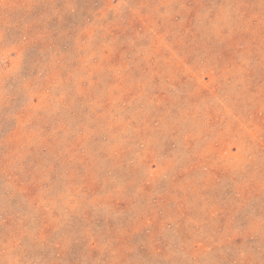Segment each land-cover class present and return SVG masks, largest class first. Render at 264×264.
Wrapping results in <instances>:
<instances>
[{
  "label": "rangeland",
  "instance_id": "374dc122",
  "mask_svg": "<svg viewBox=\"0 0 264 264\" xmlns=\"http://www.w3.org/2000/svg\"><path fill=\"white\" fill-rule=\"evenodd\" d=\"M0 264H264V0H0Z\"/></svg>",
  "mask_w": 264,
  "mask_h": 264
}]
</instances>
